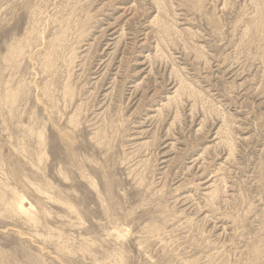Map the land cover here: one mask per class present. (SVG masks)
I'll list each match as a JSON object with an SVG mask.
<instances>
[{
    "label": "rangeland",
    "instance_id": "rangeland-1",
    "mask_svg": "<svg viewBox=\"0 0 264 264\" xmlns=\"http://www.w3.org/2000/svg\"><path fill=\"white\" fill-rule=\"evenodd\" d=\"M0 264H264V0H0Z\"/></svg>",
    "mask_w": 264,
    "mask_h": 264
},
{
    "label": "bare ground",
    "instance_id": "bare-ground-1",
    "mask_svg": "<svg viewBox=\"0 0 264 264\" xmlns=\"http://www.w3.org/2000/svg\"><path fill=\"white\" fill-rule=\"evenodd\" d=\"M223 166V165H222Z\"/></svg>",
    "mask_w": 264,
    "mask_h": 264
}]
</instances>
